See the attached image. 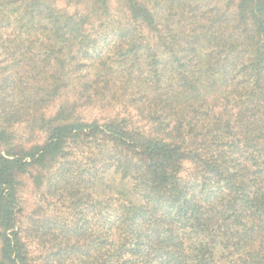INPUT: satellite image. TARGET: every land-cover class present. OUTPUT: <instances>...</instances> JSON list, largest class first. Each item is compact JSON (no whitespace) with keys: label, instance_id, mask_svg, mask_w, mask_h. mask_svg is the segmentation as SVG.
<instances>
[{"label":"trees","instance_id":"trees-1","mask_svg":"<svg viewBox=\"0 0 264 264\" xmlns=\"http://www.w3.org/2000/svg\"><path fill=\"white\" fill-rule=\"evenodd\" d=\"M0 264H264V0H0Z\"/></svg>","mask_w":264,"mask_h":264},{"label":"rangeland","instance_id":"rangeland-1","mask_svg":"<svg viewBox=\"0 0 264 264\" xmlns=\"http://www.w3.org/2000/svg\"><path fill=\"white\" fill-rule=\"evenodd\" d=\"M59 5L62 6L61 3H59ZM2 31H4V29H2ZM59 102L60 101H57L51 108L46 110V114L51 115L55 111L56 105ZM108 113L109 111H102L100 109H90L89 111H85V115L89 119L94 117L103 118L106 117ZM136 121H138V119H136ZM137 124L140 125L141 123L137 122ZM11 131L14 134L15 142H24L26 146L40 143L43 140V134L41 133V131H37L36 129L30 128V126L26 122L13 124L11 126ZM191 170L192 166L189 163H186L184 165V171L182 173V176L187 178L190 175ZM30 173H34V171H30L29 174ZM22 182L23 184L21 186L20 195L22 197L25 215L28 217L33 212L35 206L38 205V196L36 194L37 192H35V190L31 188V178L29 175L23 176ZM32 249H35V247L32 246Z\"/></svg>","mask_w":264,"mask_h":264}]
</instances>
